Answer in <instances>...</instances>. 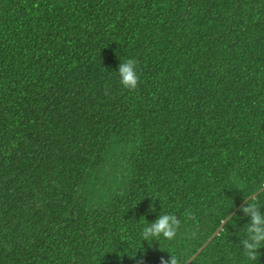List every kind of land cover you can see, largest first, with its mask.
Instances as JSON below:
<instances>
[{
	"label": "trees",
	"instance_id": "trees-1",
	"mask_svg": "<svg viewBox=\"0 0 264 264\" xmlns=\"http://www.w3.org/2000/svg\"><path fill=\"white\" fill-rule=\"evenodd\" d=\"M262 182L264 0H0V264H185ZM239 208L187 264H254Z\"/></svg>",
	"mask_w": 264,
	"mask_h": 264
},
{
	"label": "clouds",
	"instance_id": "clouds-1",
	"mask_svg": "<svg viewBox=\"0 0 264 264\" xmlns=\"http://www.w3.org/2000/svg\"><path fill=\"white\" fill-rule=\"evenodd\" d=\"M120 84L122 87L129 91H135L138 88L141 77L138 71V61L135 58H129L120 62L117 71ZM107 94V88L105 89ZM237 184V189L243 190V184L238 180H234ZM264 189V182L259 186L258 190ZM251 197V196H250ZM244 199L239 211L244 216L248 217V222L245 225L243 232V238H240L239 244L243 249V254L248 261L256 262L259 258V249L264 247V203H261L259 199H253L252 197ZM155 211V206H151ZM186 220H192L193 214L191 212L186 213ZM181 228V220L173 213H162L152 222L145 224L140 233L143 241H148L150 244L152 241H159L163 238L167 241H173L176 239L178 232ZM161 264H184L181 256L171 253L168 259L161 258Z\"/></svg>",
	"mask_w": 264,
	"mask_h": 264
},
{
	"label": "water",
	"instance_id": "water-1",
	"mask_svg": "<svg viewBox=\"0 0 264 264\" xmlns=\"http://www.w3.org/2000/svg\"><path fill=\"white\" fill-rule=\"evenodd\" d=\"M262 190V189H261ZM261 190H258V191H256L255 193H253L252 195H250L251 197H254V196H256V194H258ZM250 196H248V197H250ZM247 197V198H248ZM250 197V198H251ZM246 198V199H247ZM244 202V201H243ZM243 202H241L240 204H239V206L236 208V209H234L232 212H230L229 213V215L225 218V219H223L222 221H221V223H220V225L216 228V230L210 235V237L209 238H207V240L204 242V244H202L198 249H197V251L188 259V261L185 263V264H187V263H189L197 254H199L200 253V251L203 249V247H205V245L212 239V238H214L219 232H220V230L222 229V227H223V225L228 221V219L235 213V211L241 206V204L243 203Z\"/></svg>",
	"mask_w": 264,
	"mask_h": 264
}]
</instances>
